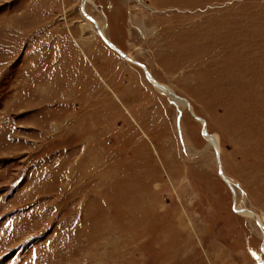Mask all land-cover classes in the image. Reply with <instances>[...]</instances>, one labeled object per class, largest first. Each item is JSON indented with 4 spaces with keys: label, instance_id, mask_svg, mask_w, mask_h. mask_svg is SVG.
Segmentation results:
<instances>
[{
    "label": "rangeland",
    "instance_id": "rangeland-1",
    "mask_svg": "<svg viewBox=\"0 0 264 264\" xmlns=\"http://www.w3.org/2000/svg\"><path fill=\"white\" fill-rule=\"evenodd\" d=\"M260 226L264 0H0V264H264Z\"/></svg>",
    "mask_w": 264,
    "mask_h": 264
},
{
    "label": "bare ground",
    "instance_id": "bare-ground-1",
    "mask_svg": "<svg viewBox=\"0 0 264 264\" xmlns=\"http://www.w3.org/2000/svg\"><path fill=\"white\" fill-rule=\"evenodd\" d=\"M126 58H127V57H126ZM148 77H149V75H148V73H147V79H148ZM154 86H155L157 89H159L158 86H162V85L157 84V83H154ZM162 87H163V86H162ZM163 89H164V91H163V90H160V89H159V90L162 91L163 93L168 94L169 96L171 95V96H172L173 98H175V99H178V100L180 99V98H178V97H175L174 94H172L171 92H169L166 88L163 87ZM173 102H176L177 105H180V104H181L182 106H184V104H182L180 101H176V100H174ZM186 105L189 106V105H188V102H186ZM182 106H181V107H182ZM204 134H205V133H204ZM208 136H209V135H208ZM209 138H212V136H209ZM211 141L214 142L215 140H214V139H211ZM213 147H215V146H213ZM215 153H218L217 150H216V147H215ZM218 155H219V154H218ZM219 161H220V160H219ZM220 167H221V165H220ZM218 168H219V167H218ZM219 170H220V169H219ZM221 171H222V170H221ZM222 173H223V172H222ZM223 175H224V174H223ZM224 178L226 179V180L223 179L225 182L228 181V179H227L225 176H224ZM228 182H229V181H228ZM226 184H227V183H226ZM229 184H230V183H229ZM227 186H228V184H227ZM230 186H231V184H230ZM230 186H228V187H229V188L232 190V192H233V188H232V186H231V187H230ZM233 195H234V193H233ZM237 210L239 211L240 209L237 208ZM242 214H243V215L245 214V216H246V214L252 215V216H250V217H252V218H256V220L254 219V221L257 222V216H256L255 214H253L252 212L249 211L248 213H241V215H242ZM249 215H247V216L249 217ZM258 225H260V224L258 223Z\"/></svg>",
    "mask_w": 264,
    "mask_h": 264
},
{
    "label": "water",
    "instance_id": "water-1",
    "mask_svg": "<svg viewBox=\"0 0 264 264\" xmlns=\"http://www.w3.org/2000/svg\"><path fill=\"white\" fill-rule=\"evenodd\" d=\"M116 50V49H115ZM119 55L123 58V59H126V56L124 55V54H122V53H119ZM145 72H146V69H145ZM158 88L160 89V90H163L164 91V89H163V87L162 86H158ZM196 120H199L200 121V119H198V118H196ZM204 133H205V130H204ZM205 135V134H204ZM214 149H215V147H214ZM216 155H217V162H218V167H219V174H220V176L222 177V179H224V180H226L225 178H224V175H223V173H222V171H221V167H220V161H219V156H218V153H216ZM226 183L228 184V186H230V184H229V182L228 181H226ZM231 187V186H230ZM249 211L248 210H242L240 213H248ZM255 220H256V218H254ZM260 229L262 230V232H263V234H264V230H263V228L260 226Z\"/></svg>",
    "mask_w": 264,
    "mask_h": 264
}]
</instances>
